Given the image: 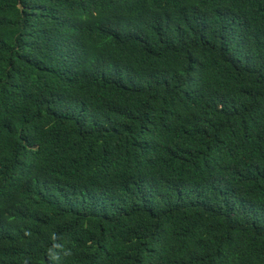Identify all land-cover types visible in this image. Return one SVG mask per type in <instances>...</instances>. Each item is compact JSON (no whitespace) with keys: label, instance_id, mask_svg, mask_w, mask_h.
Listing matches in <instances>:
<instances>
[{"label":"trees","instance_id":"obj_1","mask_svg":"<svg viewBox=\"0 0 264 264\" xmlns=\"http://www.w3.org/2000/svg\"><path fill=\"white\" fill-rule=\"evenodd\" d=\"M0 264H264V0H0Z\"/></svg>","mask_w":264,"mask_h":264}]
</instances>
